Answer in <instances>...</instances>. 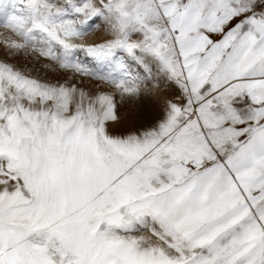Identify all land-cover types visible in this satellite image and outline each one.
<instances>
[{"label": "snow or ice", "instance_id": "6c2138e0", "mask_svg": "<svg viewBox=\"0 0 264 264\" xmlns=\"http://www.w3.org/2000/svg\"><path fill=\"white\" fill-rule=\"evenodd\" d=\"M0 264H264V0H0Z\"/></svg>", "mask_w": 264, "mask_h": 264}]
</instances>
